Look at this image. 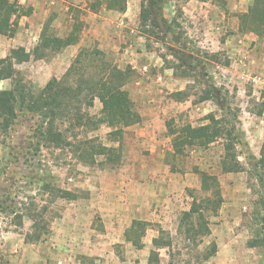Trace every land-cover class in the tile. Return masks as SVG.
<instances>
[{
  "label": "rangeland",
  "instance_id": "374dc122",
  "mask_svg": "<svg viewBox=\"0 0 264 264\" xmlns=\"http://www.w3.org/2000/svg\"><path fill=\"white\" fill-rule=\"evenodd\" d=\"M11 1L23 5L25 14L17 18L14 36L0 34V58L20 46L32 51L46 24L59 37L70 34L74 24L80 27L77 43L15 64L36 92L52 77L61 78L82 47H97L131 73L124 88L140 120L116 132L106 124L96 130L76 127L66 134L72 145L57 148L38 145L39 113L18 110L0 143V264H150L160 230L173 239L171 252L158 249L160 264H264V244L248 245L264 238V168L258 164L264 142V39L239 30V17L253 0H145L159 38L141 23L142 0H128L125 11L105 5L93 11L95 0ZM11 86L10 79L0 80V89ZM206 90L214 96L200 100ZM101 108L96 98L83 111L98 116ZM211 113L227 116L235 126L242 170L221 169L222 139L184 156L170 154L168 122L198 126ZM92 137L118 148V155L97 156L95 164L79 160L76 145ZM201 171L217 175L222 203L209 216L211 234L195 244L178 228L193 198L210 193L202 189ZM46 183L77 198L55 196ZM33 201L45 211L47 230L30 242L25 238L33 231L32 219L24 216L20 225L2 207L16 210ZM134 219L148 223L142 247L125 235ZM212 241L217 252L200 260Z\"/></svg>",
  "mask_w": 264,
  "mask_h": 264
},
{
  "label": "trees",
  "instance_id": "16d2710c",
  "mask_svg": "<svg viewBox=\"0 0 264 264\" xmlns=\"http://www.w3.org/2000/svg\"><path fill=\"white\" fill-rule=\"evenodd\" d=\"M127 2L128 0H95L90 7L93 11H97L101 5H105L111 10L125 11ZM150 7L145 0H142L141 23L159 38L160 34L156 30V21L152 17ZM26 12L29 13L30 9ZM21 14H25L23 5L17 1L0 0V34L14 36L18 26L17 18ZM79 30V25L74 24L70 34L59 37L53 34L50 25L46 24L40 41L32 51L20 46L13 48L8 56L0 58V80L10 79L12 81L10 88L0 89V143H3L4 136L8 135L17 118L18 110L24 109L40 114L41 119L35 128V136L38 137L39 146L47 147L71 146L72 142L66 134L76 127L96 130L102 124H106L115 128L116 132L139 122L140 115L133 108L129 91L124 88L129 82L131 73L110 62L105 52L97 47H82L62 77H52L39 92H36L32 84L20 76V72L15 67L16 63L28 61L32 55L35 58H43L49 54V51L58 52L77 43ZM239 30L254 32L264 39V0H253L247 12L241 14ZM185 93V91H180L178 94L184 95ZM213 96L212 90H206L200 100L211 99ZM96 98L102 104L100 114L93 116L84 112L83 108L93 106ZM206 119L207 123L198 126L190 123L176 125L171 121L168 122V134L172 142L170 154L173 157L184 156L188 149L207 148L218 139H222L224 155L221 160V169L224 172L242 170L238 159L239 139L235 126L227 116L217 117L216 114L211 113ZM66 123L69 125L64 128L63 125ZM76 147L75 152L79 160L87 164H95L97 156L113 158L118 155V148L98 142L96 137L81 140ZM258 164L264 168V142ZM39 180L43 179L39 178ZM201 182L202 189L210 193L203 197L193 198L190 208L182 212L178 228L180 235L195 244L211 234L209 216L217 213L222 203L217 175L201 171ZM44 186L55 196L67 199L77 198V194L73 191L50 186L48 183ZM37 207L38 204L34 201L27 207L23 203L16 210L9 206L2 207L3 211L15 214L20 225H22L24 216L32 219L33 231L26 234V241L40 240L43 230H47V223L43 217L45 211H40ZM147 225L146 221L134 219L125 232L126 238L135 246L142 247V237ZM160 233L162 234L154 237L152 241L154 248L149 256L150 264H160L159 248H169L170 252L173 248V239L170 234L162 230ZM262 244H264V238H253L248 241L251 247ZM217 250L216 241H212L201 252L200 260H208Z\"/></svg>",
  "mask_w": 264,
  "mask_h": 264
}]
</instances>
